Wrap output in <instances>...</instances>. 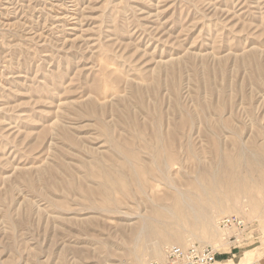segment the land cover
Listing matches in <instances>:
<instances>
[{
	"label": "rangeland",
	"instance_id": "rangeland-1",
	"mask_svg": "<svg viewBox=\"0 0 264 264\" xmlns=\"http://www.w3.org/2000/svg\"><path fill=\"white\" fill-rule=\"evenodd\" d=\"M211 172L218 199H190L205 221L131 240L164 214L163 175ZM192 245L264 249V0H0V264Z\"/></svg>",
	"mask_w": 264,
	"mask_h": 264
},
{
	"label": "bare ground",
	"instance_id": "bare-ground-1",
	"mask_svg": "<svg viewBox=\"0 0 264 264\" xmlns=\"http://www.w3.org/2000/svg\"><path fill=\"white\" fill-rule=\"evenodd\" d=\"M245 171H246V173H248L246 169H245ZM180 177H187V176H180ZM161 178H163L162 180L164 182V185L168 189H167V191L162 192V195L156 196L155 199L157 201L165 202L164 205L160 206V208H161L160 210L164 214L159 215L157 213V211L154 210L153 216H149L148 219H146V220L143 219L141 221L140 225H138L139 227H134L133 229H131L130 234L132 236V238H131L132 241L138 242L142 238L147 239L148 237H150V234L148 232V228H149V225L151 223H157L160 225H168L170 223V221L174 220L175 223L174 222H172V223L176 224L179 227H183L184 225H187V224L190 225V223H191L190 219H193L194 221L193 220L192 221H193L194 225H195V223L199 225L201 222L206 220V212H205V209L203 208L204 206L198 205V204L193 205L191 203L190 199L192 197L198 198L201 196H203V197L205 196L207 198V200L212 201V203H213L214 199H218L217 191L219 190L220 185L222 184V178L220 177V175L217 176V173H212V172L210 175V178H211L210 183H207V184H203L206 182L205 181L206 179H203L200 175L194 176L192 178V180H189L188 178H190V177H187L184 179V181H180V180L171 181L164 175ZM161 178L159 181L158 180H156V181L161 182ZM241 178L242 177L240 176V179ZM235 179H237V178H235ZM139 181L140 180L137 179L135 182H133V181L132 182L134 183L135 191H138L139 195H142V192L144 190L143 189L144 187L142 185L143 182H139ZM237 181H238V179H237ZM194 184L197 185L198 188L193 187ZM176 185H179V186H176ZM227 185H229V184H227ZM181 187H183V188L185 187L186 189L181 190ZM117 188L120 189L119 187H117ZM240 188H241V186H240ZM238 189H239V187H238ZM132 192H133V194L135 193L134 190H132ZM222 195H223V193H222ZM176 201L178 202V204L177 203L174 204V202H176ZM166 202H171V203L166 204ZM219 204H220V201L216 200L215 205L217 206ZM235 208H237V207H235ZM235 208L233 210L232 209L231 210L233 212H237V210Z\"/></svg>",
	"mask_w": 264,
	"mask_h": 264
},
{
	"label": "built area",
	"instance_id": "built-area-1",
	"mask_svg": "<svg viewBox=\"0 0 264 264\" xmlns=\"http://www.w3.org/2000/svg\"><path fill=\"white\" fill-rule=\"evenodd\" d=\"M218 226L222 229L244 230L245 223L237 216H227L219 220ZM216 253L208 247L192 245L189 247L172 246L165 252L160 262L150 264H214Z\"/></svg>",
	"mask_w": 264,
	"mask_h": 264
},
{
	"label": "crops",
	"instance_id": "crops-1",
	"mask_svg": "<svg viewBox=\"0 0 264 264\" xmlns=\"http://www.w3.org/2000/svg\"><path fill=\"white\" fill-rule=\"evenodd\" d=\"M232 247L218 252L214 264H264V249L254 248L241 253Z\"/></svg>",
	"mask_w": 264,
	"mask_h": 264
}]
</instances>
